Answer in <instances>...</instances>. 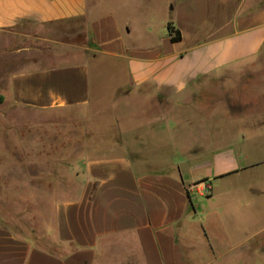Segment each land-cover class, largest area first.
Instances as JSON below:
<instances>
[{
	"label": "crops",
	"instance_id": "obj_1",
	"mask_svg": "<svg viewBox=\"0 0 264 264\" xmlns=\"http://www.w3.org/2000/svg\"><path fill=\"white\" fill-rule=\"evenodd\" d=\"M257 66L264 0H0V99L34 118L86 116L91 131L88 149L71 155L75 186L62 185L72 197L56 203L53 222L20 231L0 213V264H264V238L253 240L259 232L245 248L242 240L224 249L210 232L213 223L225 232V220H239L237 188L204 212L200 228L195 221L202 210L194 194L214 200L219 180L253 163H239L230 145L193 157L200 141L184 158L177 151L193 141L194 110L201 115L217 106L213 95L245 90L243 69ZM256 78L247 84L264 85V75ZM131 99L142 109L127 110ZM158 99L176 106L167 122L161 107L148 106ZM187 129L190 140L180 142Z\"/></svg>",
	"mask_w": 264,
	"mask_h": 264
},
{
	"label": "rangeland",
	"instance_id": "obj_2",
	"mask_svg": "<svg viewBox=\"0 0 264 264\" xmlns=\"http://www.w3.org/2000/svg\"><path fill=\"white\" fill-rule=\"evenodd\" d=\"M246 69L249 68L243 69L238 84L244 85L245 90L242 89L241 92L238 88H232L230 91L213 95L212 101L216 102L217 106L205 108L201 115L194 110L192 114L198 123L195 127L197 130L194 131L195 136H191L187 129L180 132L182 135L179 138L180 142H187L191 136L193 141L185 146L180 145L177 150L181 156L179 157L184 158L186 154H181L188 148L190 150L193 147L194 152L187 153L193 157L230 145L239 163H253L252 169L242 175H231L219 180L215 184L214 200H201L194 194V202L202 210V217L195 220L200 228V221L204 222L206 219L204 212L220 204V199L226 197L224 193L228 187L239 190V220H225L231 222L228 223L227 232L215 223L210 226V232L216 242L221 243L217 244L221 249L242 240L246 241L242 244L245 248L251 243L248 237L253 234L256 236L257 232L259 237L253 239L254 241L264 238V92L260 90L264 85H255L254 88V85L247 84L251 78L257 79L256 76L264 75V66H257L254 72V69L251 72ZM132 100L125 103L128 105H124L127 110L133 106H140L142 109V105H137ZM149 101L152 104L148 106H153L156 110L162 108L163 121L167 122L171 117L170 110L176 106L169 100ZM147 113L148 111L145 115L142 114L143 117H148L147 121L156 119L155 115L148 116ZM85 117L53 113L50 120L36 116L34 118L24 107L0 99V213L20 231L34 228L44 222V219L53 222L56 203L72 197L66 193L69 189L62 188V185L75 186L74 161L71 155L78 153V150L88 149L83 146L91 139V131L84 128L87 124L84 122ZM178 117L180 123L187 121L186 114H180ZM35 122H39V125H50L48 124L49 128L45 130L36 129L37 127L33 126ZM202 127L204 130H201ZM34 142H40L39 146L33 148ZM194 142H199L201 146L194 148ZM190 145L192 147H188ZM206 168L207 166L195 168L193 176L203 175ZM208 184L211 183L205 182L201 187L203 195H208L212 190V187L208 190Z\"/></svg>",
	"mask_w": 264,
	"mask_h": 264
},
{
	"label": "trees",
	"instance_id": "obj_3",
	"mask_svg": "<svg viewBox=\"0 0 264 264\" xmlns=\"http://www.w3.org/2000/svg\"><path fill=\"white\" fill-rule=\"evenodd\" d=\"M168 30H169V33H170L173 41H178L181 39L180 32L178 30H175L174 27L172 26V24L168 25Z\"/></svg>",
	"mask_w": 264,
	"mask_h": 264
},
{
	"label": "built area",
	"instance_id": "obj_4",
	"mask_svg": "<svg viewBox=\"0 0 264 264\" xmlns=\"http://www.w3.org/2000/svg\"><path fill=\"white\" fill-rule=\"evenodd\" d=\"M208 183H210V182H208ZM206 186H208V190H209V188H211V187H212V185H211V184H208V185H206Z\"/></svg>",
	"mask_w": 264,
	"mask_h": 264
}]
</instances>
